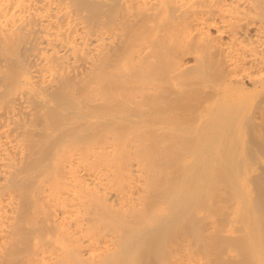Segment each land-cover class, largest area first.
I'll return each mask as SVG.
<instances>
[{"label": "bare ground", "instance_id": "6f19581e", "mask_svg": "<svg viewBox=\"0 0 264 264\" xmlns=\"http://www.w3.org/2000/svg\"><path fill=\"white\" fill-rule=\"evenodd\" d=\"M0 264H264V0H0Z\"/></svg>", "mask_w": 264, "mask_h": 264}]
</instances>
